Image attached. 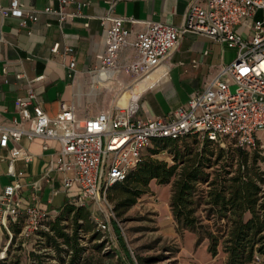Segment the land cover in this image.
Returning a JSON list of instances; mask_svg holds the SVG:
<instances>
[{
    "label": "built area",
    "instance_id": "2783aa9c",
    "mask_svg": "<svg viewBox=\"0 0 264 264\" xmlns=\"http://www.w3.org/2000/svg\"><path fill=\"white\" fill-rule=\"evenodd\" d=\"M57 1L56 9L48 6L43 13L56 16L62 24L67 17L66 8L75 0ZM79 5L85 7L88 3ZM0 13L17 19L21 26L37 20L35 11L24 8L19 0H9ZM107 20L110 24L95 70L105 85L115 82L122 72L131 78L124 88L134 86L161 65L185 33L204 36L234 50L235 55L231 62L214 72L187 105L166 116L143 119L135 116L132 107L114 106L109 112L77 120L73 106L62 103L57 116L51 118L38 104H32L35 100L32 90L17 98L14 108L19 121L14 118L10 126L0 125V148L8 149L9 143L13 144L6 171L11 182L0 188V233L7 238L0 259L5 258L14 238L12 224L22 221L15 236V243L21 246L42 239L40 232L48 231L45 223L50 215L35 202L40 190L38 181L29 185L34 190L33 202L23 203L18 197L23 188L22 173L15 171L14 162L32 161L26 149L16 146L22 139L56 141L59 148L40 180L48 183L50 173L55 172L59 176V188L53 190V195L75 190L70 204L85 206L88 201L103 206L108 219L113 217V208L106 198L107 189L124 180L156 140L196 135L201 142H219L225 138L244 148L254 149L260 142L264 145V0H205L204 6L191 3L181 26L148 22L131 42L129 31L123 28L125 19ZM127 46L132 47L134 59L120 65V51ZM57 50L55 44L51 51ZM73 52L70 47L64 49L70 57L69 69L75 65ZM42 150H48L45 142ZM94 220L102 233L110 232L107 221Z\"/></svg>",
    "mask_w": 264,
    "mask_h": 264
},
{
    "label": "crops",
    "instance_id": "0c3cea01",
    "mask_svg": "<svg viewBox=\"0 0 264 264\" xmlns=\"http://www.w3.org/2000/svg\"><path fill=\"white\" fill-rule=\"evenodd\" d=\"M19 2L24 8L35 11L37 20L21 26L17 19L3 17L0 13L1 126H10L14 118L19 121L14 102L19 97H25L28 90L35 93L32 104H38L51 118L57 116L62 103L73 106L77 120L111 111L112 105L96 106V110L86 107L109 101L103 90L116 88L118 92L131 82V78L121 72L115 82L106 86L95 74L97 56L103 52L105 30L110 24L107 18L125 19L123 28L129 31L128 40L131 42L146 23L162 22L179 27L191 3L205 5V0H75L65 10V21L59 24L56 16L43 13L48 6L56 9L57 0ZM83 2L88 5L81 7L79 4ZM8 5L9 0H0V9ZM55 44H58V50L52 52ZM66 47L74 51L73 69L68 67L70 57L64 53ZM134 56L131 46L123 48L119 54V64H129ZM226 59L223 46L204 36L185 33L180 36L176 48L156 69L161 70V74L152 83L146 82L148 86L145 90L138 93L137 89L130 91L132 96L136 94L133 102H129L132 98L127 94L125 96L124 92L120 97L129 100L127 105L132 106L138 118L169 115L187 105L219 67L231 62ZM17 75L21 77L17 78ZM44 142L48 146L46 151L42 150ZM12 146L9 143L8 149L0 148V188L11 182L6 171ZM16 146L32 155L29 163L20 160L14 162L15 171L22 173L20 182L23 188L19 192V199L23 203L33 202L34 190L29 185L38 181L40 190L36 193L35 202L45 208L50 216H55L65 204L50 209L54 198L62 193L52 194L54 189L59 188V176L55 172L50 173L48 183L41 181L40 177L59 148L57 142L42 139L28 142L22 139ZM44 191H48L46 198L43 197ZM74 193L75 190L72 193L64 192L66 203L70 202Z\"/></svg>",
    "mask_w": 264,
    "mask_h": 264
},
{
    "label": "trees",
    "instance_id": "16d2710c",
    "mask_svg": "<svg viewBox=\"0 0 264 264\" xmlns=\"http://www.w3.org/2000/svg\"><path fill=\"white\" fill-rule=\"evenodd\" d=\"M222 140L201 142L196 135L156 140L125 179L107 189L106 197L114 202L113 210L120 217L151 192L152 181L159 186L170 184L171 216L179 233L188 231L195 235V247L206 241L210 256L223 253L225 264H264L261 151L240 147L233 141V146L223 148ZM160 151L168 154L170 163L152 157ZM67 220L71 221L70 233L62 225ZM45 224L48 231L40 232L42 242L57 253L60 264H104V258L112 255H98L107 241L86 206L65 203L59 216ZM21 225V220L11 225L14 238L0 264H18L9 260L8 252L21 246L15 243ZM86 234L92 243L90 249L97 255H86L88 248L80 244ZM0 236L7 240L4 233ZM113 254L117 256L114 251ZM32 256L33 264H47L41 261V255Z\"/></svg>",
    "mask_w": 264,
    "mask_h": 264
},
{
    "label": "rangeland",
    "instance_id": "374dc122",
    "mask_svg": "<svg viewBox=\"0 0 264 264\" xmlns=\"http://www.w3.org/2000/svg\"><path fill=\"white\" fill-rule=\"evenodd\" d=\"M226 51V60L234 58L235 51L224 47ZM126 90L123 88L117 92L103 90V94L108 95L109 101L99 104L86 105L90 110H96V106L112 105L120 107L118 99ZM233 91L234 88H231ZM262 137V135H260ZM233 146V142L228 139L222 140L221 147L227 148ZM256 149L261 151L259 165L264 171V145L262 142L256 145ZM252 151V149H249ZM149 153V152H147ZM155 159L171 162L165 151L152 156ZM150 193L139 198L135 205L129 208L123 215L118 217L113 210V217L106 218L105 207H97L91 202H86L85 206L91 214V218L98 221H107L110 232L104 233L106 243L101 253L110 252L109 258H104V264H225V255L221 252L214 258L207 252V242H202L195 247V235L188 231L178 232L177 225L171 216L168 202L170 197V184L159 186L152 181L150 183ZM48 191H44L43 197L46 198ZM108 195V192H107ZM107 198V197H106ZM112 208L114 202L107 199ZM67 202V196L60 193L53 200L50 209L59 208ZM79 207L80 205H75ZM60 212L55 216H50L49 222L58 217ZM95 221V220H94ZM62 225L67 226L70 233L71 221H62ZM118 228V230L116 229ZM80 240L83 247H87L86 255L97 253L93 252L90 247L92 243L87 241L88 235L83 236ZM6 239L0 236V253L3 251ZM117 253V256L113 254ZM41 255V261L47 264H60L57 253L46 248L42 239H33L24 246H15L9 249L8 258L11 262L18 264H33L32 254ZM40 263V260H39Z\"/></svg>",
    "mask_w": 264,
    "mask_h": 264
},
{
    "label": "bare ground",
    "instance_id": "6f19581e",
    "mask_svg": "<svg viewBox=\"0 0 264 264\" xmlns=\"http://www.w3.org/2000/svg\"><path fill=\"white\" fill-rule=\"evenodd\" d=\"M161 74V70H156L155 72H153V73H151V74H149L146 78H144V79H142V80H140V81H137L136 83H135V85L134 86H132V87H130V88H127L125 91H124V94H125V96H126V94L128 95V96H131V100L129 101V102H133L134 101V99H135V95H131L130 94V91L131 90H133V89H137V92L136 93H138V92H140L142 89H144L145 87H147L148 85L146 84V82H148V83H152L159 75ZM106 86H108V85H106ZM145 90V89H144ZM127 96V97H128ZM128 101H127V98L125 97H120L119 99H118V105L120 106V107H127V108H129V107H132V106H129L128 107V105H127V103H128Z\"/></svg>",
    "mask_w": 264,
    "mask_h": 264
}]
</instances>
